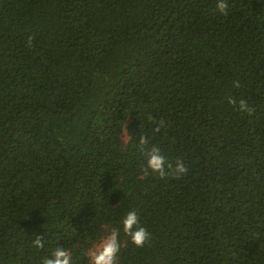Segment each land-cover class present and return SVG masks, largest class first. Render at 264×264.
<instances>
[{
    "label": "trees",
    "instance_id": "obj_1",
    "mask_svg": "<svg viewBox=\"0 0 264 264\" xmlns=\"http://www.w3.org/2000/svg\"><path fill=\"white\" fill-rule=\"evenodd\" d=\"M227 3L0 0V264L113 228L117 264H264V0ZM142 131L187 175H142Z\"/></svg>",
    "mask_w": 264,
    "mask_h": 264
},
{
    "label": "clouds",
    "instance_id": "obj_2",
    "mask_svg": "<svg viewBox=\"0 0 264 264\" xmlns=\"http://www.w3.org/2000/svg\"><path fill=\"white\" fill-rule=\"evenodd\" d=\"M227 0H217L216 8L220 14L228 15ZM34 37H27V46H33ZM235 87H240L239 81H234ZM229 104L236 107L240 112L249 115L255 112V108L250 106L246 100H237L228 97ZM149 120L156 123V127L152 130L153 134L160 132L166 126V122L161 118L158 122L154 117L149 116ZM139 151L146 160V166H142V175L147 176L150 173L158 174L161 179L174 178L181 179L187 175L189 169L183 161L177 160L175 163L169 161L161 152V149L152 143L149 135L142 131L139 136ZM123 232L130 237L131 242L137 247H144L145 244L151 242L152 234L147 231L140 223V217L136 210L129 211L122 220ZM120 229L113 228L103 237L99 243L94 244L87 252L89 264H117L118 254L121 244L119 240ZM33 246L38 248L44 247V237L36 236ZM42 264H72L71 252L64 247L55 248L51 254L44 257Z\"/></svg>",
    "mask_w": 264,
    "mask_h": 264
}]
</instances>
